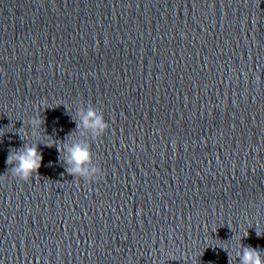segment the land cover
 <instances>
[{"label": "clouds", "instance_id": "9594fccd", "mask_svg": "<svg viewBox=\"0 0 264 264\" xmlns=\"http://www.w3.org/2000/svg\"><path fill=\"white\" fill-rule=\"evenodd\" d=\"M30 123L33 126H40L43 124V119H32ZM83 126L87 130H91L94 135L100 136L106 130H108V123L104 120L102 115H97L94 109H89L86 114L82 116L80 124L77 127ZM52 147L51 144L47 145ZM58 151L61 149L57 147ZM70 153L69 163L74 167L68 169L70 173H78L87 176L89 174L88 169L84 167L91 160V150L88 146H82L81 144H75L68 149ZM43 159L42 154L38 151L37 146H25L22 150L10 151L7 157V163L9 165L15 162V167L12 169V175L19 180L28 181L33 173H37L41 161ZM98 169L92 168L91 172H97ZM259 236V234L257 233ZM262 251L251 246L241 245V251L237 254L240 264H264V256ZM229 264H232V257L228 255Z\"/></svg>", "mask_w": 264, "mask_h": 264}]
</instances>
